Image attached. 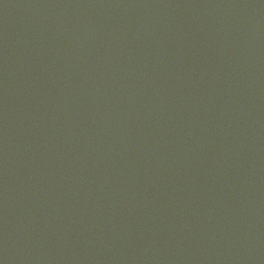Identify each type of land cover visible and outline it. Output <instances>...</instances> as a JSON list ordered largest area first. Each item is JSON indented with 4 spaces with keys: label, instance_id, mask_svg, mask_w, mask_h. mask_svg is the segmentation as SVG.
<instances>
[{
    "label": "water",
    "instance_id": "water-1",
    "mask_svg": "<svg viewBox=\"0 0 264 264\" xmlns=\"http://www.w3.org/2000/svg\"><path fill=\"white\" fill-rule=\"evenodd\" d=\"M0 264H264V0H0Z\"/></svg>",
    "mask_w": 264,
    "mask_h": 264
}]
</instances>
